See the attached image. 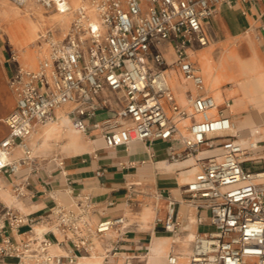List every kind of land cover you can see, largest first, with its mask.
<instances>
[{
	"label": "built area",
	"instance_id": "2783aa9c",
	"mask_svg": "<svg viewBox=\"0 0 264 264\" xmlns=\"http://www.w3.org/2000/svg\"><path fill=\"white\" fill-rule=\"evenodd\" d=\"M37 1L60 12L71 9L68 0ZM236 1L89 0L78 6L63 39L49 32L42 35L49 54L38 67L20 66L8 80L16 103L5 118L9 132L0 140V174L12 176L23 167L39 170L29 138L39 126L56 119V109L64 105L75 129L101 135L107 147L177 142L182 148L170 145L169 159L194 157L192 166L197 167L183 187L185 197L197 208L209 210L214 228L195 235L188 261L169 254L168 263L264 264V141L239 139L228 111L230 100L218 107L209 94L186 92L191 109L181 105L168 72L179 68L198 90L204 88L189 50L209 43L203 22L218 5ZM185 118L187 133L179 125ZM215 146L221 147L220 156L199 155ZM16 149L21 155L15 156ZM26 184H12L18 198L26 196ZM92 205L90 194L83 192L70 204L56 200L51 208L54 221L43 231L33 227V215L19 208L0 211V264L75 263L92 251L94 235L112 229L121 232L126 221L121 215L93 225ZM156 222L169 232L178 231L181 223L173 197H168L166 216L156 217ZM25 224L33 233L19 240L15 233ZM55 245L64 252L53 251Z\"/></svg>",
	"mask_w": 264,
	"mask_h": 264
},
{
	"label": "crops",
	"instance_id": "0c3cea01",
	"mask_svg": "<svg viewBox=\"0 0 264 264\" xmlns=\"http://www.w3.org/2000/svg\"><path fill=\"white\" fill-rule=\"evenodd\" d=\"M68 2L70 4V0ZM21 8L22 11L31 10L35 17L47 19L46 33L49 32L53 37L56 29L50 26L52 19H59L57 13L72 12L70 19L73 21L77 9L72 7L71 11L60 12L44 5L42 7L34 5L32 0ZM203 27L209 43L205 46L195 44L189 50V55L203 76L204 88L198 90L191 80L184 77L179 68H171L168 70L169 73L170 70L178 73L195 87L193 91L187 89L183 100L177 101L184 105L186 92H190L192 95L209 94L214 99L217 98V101L215 100L217 105L222 101L225 104L233 97V89H241L244 82L252 88L251 93L246 97L253 95L257 85L256 76L242 66L246 61L257 60L264 69V0H237L232 5L222 3L218 5L216 13L203 22ZM63 38L64 36L61 39ZM43 39L45 38L41 36L39 41ZM14 48L15 46L0 31V56L4 60L3 69L8 78L22 66L19 59L12 57ZM14 103H16L15 96ZM222 106L218 105V107ZM245 110L238 108L231 112L228 109L241 131L243 129L239 125L238 118ZM213 111L212 114H215L216 110ZM87 135L96 139L92 149L88 148L82 134L69 132L61 149L52 143H47L42 152L49 155H36L38 159L41 158L37 172H30L28 167H23L19 173L12 176L0 174V185L4 181L11 186L16 181L27 182L26 196L20 200L25 206L22 212L36 218L34 228L36 225H44L47 228L54 221L51 208L55 201L59 199L67 204L73 203L74 196L79 192L91 196L93 205L90 217L93 225L106 218L125 216L126 221L121 232L113 231L92 237L93 247L97 239L100 242L99 252L105 253V259L110 263L121 260L122 264H148L147 258L150 255L155 256L150 264H169V254L178 255L180 261H188L194 247L193 233L195 235L211 230L208 227L212 226V223L209 219V210L190 204L183 192V187L187 183L183 181L184 176L190 173L189 167L193 163L188 161L168 164L166 161L170 160V145L175 144L179 148H182V145L177 142L155 140L107 147L101 135ZM69 139H75L73 146H67ZM241 140L247 143L259 139L256 136L251 137L249 131L243 133ZM260 140L264 141V139ZM158 144L166 145L164 153L157 150ZM19 155L21 154L15 156ZM58 159L63 163H58ZM175 165L187 170L179 176L178 167ZM98 171L102 173L98 174ZM194 174L195 171L192 175ZM137 182L141 183L137 184ZM169 196L177 201V216L181 223L177 232H169L162 223L156 222V217L166 216ZM7 207L19 208L14 202L10 204L5 202L0 195V211ZM30 228L29 224L22 225L18 233H15V237L19 240L25 239L33 233ZM59 249L52 248L53 251L60 253L65 250L62 247ZM78 259L72 264H78Z\"/></svg>",
	"mask_w": 264,
	"mask_h": 264
},
{
	"label": "rangeland",
	"instance_id": "374dc122",
	"mask_svg": "<svg viewBox=\"0 0 264 264\" xmlns=\"http://www.w3.org/2000/svg\"><path fill=\"white\" fill-rule=\"evenodd\" d=\"M32 1L34 5L42 7L41 3L37 0ZM22 6L24 5H18L11 0H0V31L2 35L15 46V52L12 57L19 59L21 64L25 63L27 65H33L34 61L38 57V51L33 43L40 42L39 38L41 33L47 29L48 20L35 17L31 10L22 11ZM5 10L7 11L3 18L2 11ZM71 13L72 12L65 13L62 22H59L58 19H52L51 26L58 24L65 31L67 21L69 20ZM58 14L59 13H57V16ZM28 25L35 27L37 33L36 36L25 39L23 29ZM3 63L4 60L0 56V138L8 132V127L4 119L15 104L14 94L9 86L8 75L4 72ZM244 64L256 73L257 80L264 91V69H262V65L257 60L246 61ZM169 76L171 77L170 81L173 85L174 91L176 93V99L178 101L183 100L184 93L187 89L191 91L195 89V87H193L189 82L185 81L178 73L170 70ZM232 93L233 97L229 99L231 105L229 109L231 112L237 108L246 109V118L244 123L240 125V127L243 129L242 133L245 134L246 132L251 131V137L256 136V138L259 140L264 139V119L260 118V109L264 107L263 95L256 92L253 95L246 97L248 94H246L243 89H233ZM218 105H224V101L218 102ZM255 129H261V131L256 132ZM254 133L258 135H255ZM74 142L75 139H69L67 141V146H73ZM49 143L50 141L48 140V144ZM156 148L159 152L164 153L166 150V145L158 144L156 145ZM262 152L264 153V150ZM175 167H178L177 172L179 176L183 175L187 170L180 165H175ZM208 228L213 229L214 226L212 225Z\"/></svg>",
	"mask_w": 264,
	"mask_h": 264
},
{
	"label": "bare ground",
	"instance_id": "6f19581e",
	"mask_svg": "<svg viewBox=\"0 0 264 264\" xmlns=\"http://www.w3.org/2000/svg\"><path fill=\"white\" fill-rule=\"evenodd\" d=\"M88 2H89V0H83V1L82 0H70V5H71V8H72V7H78L80 4H85V3L88 4ZM6 11L7 10L2 11L3 18H4V15H5ZM90 13H91V16L94 19V21L97 23L98 22V17L96 15L95 11L92 8L90 9ZM64 14L65 13H59L58 14V17H59L58 21L59 22H62V20L64 18ZM70 18H71V16H70ZM70 18L67 21V25H66L65 31L59 25L51 26L52 29H54V30L56 29L54 38L61 39L66 34V32L68 30V27L70 25V22L72 21V19H70ZM46 30L41 33V36L46 33ZM23 32H24V38L28 39V38L36 36L37 30H36L35 27H32V26L28 25L26 28L23 29ZM41 36H40V38H41ZM33 44H34V46L36 47V49L38 51V57L34 61L33 65H27L25 63H22V67H24V68L36 69L38 67L40 61H42V59L47 57L48 54H49V43L45 39H43L40 42H34ZM242 67L244 69H246V70H249V71L253 72V70L248 68L244 63H243ZM253 73L256 76V73L255 72H253ZM256 81H257V85L255 86L256 88H254V90H253V94L258 92V93L262 94L263 98H264V91H263L260 83L258 82L257 77H256ZM241 89H243L246 94H250L252 88H251V86L249 84L244 82L241 85ZM188 93L190 94V92H188ZM215 100L217 101V98H215ZM183 106L188 107L189 109H191L187 95H186V102L184 103ZM67 109H68V105H64V106L58 107L56 109V114H57L56 119L52 120L51 122H49L47 124L39 126L31 134L29 140H30V144H31V146L33 148L32 149L33 155H38V156H42V155L43 156H47V155H49V154H45V153L42 152V150L45 148V145L48 143V140L55 147H59L61 149V146H62V144L64 142V139H65L66 135L69 132H77L79 134H82L85 137L86 141H87L88 148L92 149L95 146L94 142H95L96 139L89 137L86 133L81 132V131H79V130H77V129H75L73 127V125L71 123V120H70V117H69L68 113L66 112ZM260 111H261L260 118L264 119V107H262L260 109ZM245 118H246V112L244 111L243 115L239 116V118H238L239 125L244 123ZM234 122H235L234 132L237 135H239V139L241 140L243 133L238 128L235 120H234ZM179 123H180L179 125H180L181 131L183 133H187V128L185 126L188 125L189 119L188 118L181 119L179 121ZM255 131L256 132H260L261 129H255ZM251 141H256V140H251ZM78 142H81V141L78 140ZM249 142L250 141H248L247 143H249ZM221 151H222V149H221L220 146H215L213 149H202L199 155L216 154V155L220 156ZM17 154H21V151L20 150H16L15 151V155H17ZM57 161H58V163H61V159H58ZM166 161H167L168 164H178V163L188 162V161H191V163H194L195 162V158L191 157V158H189L186 161H183V160H175V161L166 160ZM189 168H191V171H190V173H188L187 175L184 176V180L183 181H187V182L190 181L193 178L192 174L197 169L196 166H191ZM140 183L141 182H137V184H140ZM0 195H1V198L5 202H7L9 204L14 202L15 204H17L21 211H23L25 209V206L21 202L20 198H18L15 195V193H14V191L12 189V186L10 184L6 183L5 181L0 185ZM145 204H147V203H145ZM152 209L154 210L153 207H152ZM35 228H36L37 231H43L44 229H46V226H44V225H36ZM113 231H116V230L112 229V230H110L108 232H113ZM195 235L193 233L192 237H195ZM99 247H100V242L97 241V239H96V244L93 247L91 253L89 255L81 256L78 259V264H122L121 260L113 261V263H110V262L106 261L105 253L99 252ZM55 249L56 250H60L57 245L54 246V250ZM154 257L155 256H150L149 255L148 258H147V263L150 264L151 261H152L151 259H153Z\"/></svg>",
	"mask_w": 264,
	"mask_h": 264
}]
</instances>
